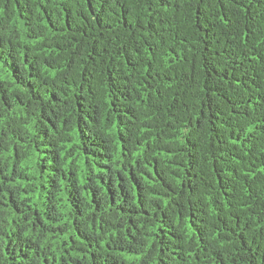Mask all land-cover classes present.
<instances>
[{
  "label": "trees",
  "instance_id": "obj_1",
  "mask_svg": "<svg viewBox=\"0 0 264 264\" xmlns=\"http://www.w3.org/2000/svg\"><path fill=\"white\" fill-rule=\"evenodd\" d=\"M0 264H264V0H0Z\"/></svg>",
  "mask_w": 264,
  "mask_h": 264
}]
</instances>
